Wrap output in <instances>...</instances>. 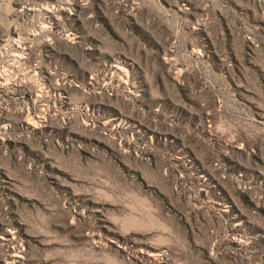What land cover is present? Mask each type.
I'll return each mask as SVG.
<instances>
[{
    "label": "rangeland",
    "instance_id": "rangeland-1",
    "mask_svg": "<svg viewBox=\"0 0 264 264\" xmlns=\"http://www.w3.org/2000/svg\"><path fill=\"white\" fill-rule=\"evenodd\" d=\"M0 264H264V0H0Z\"/></svg>",
    "mask_w": 264,
    "mask_h": 264
},
{
    "label": "bare ground",
    "instance_id": "bare-ground-1",
    "mask_svg": "<svg viewBox=\"0 0 264 264\" xmlns=\"http://www.w3.org/2000/svg\"><path fill=\"white\" fill-rule=\"evenodd\" d=\"M18 256H19V255H18ZM18 258H19V257H18ZM18 258H17V259H18Z\"/></svg>",
    "mask_w": 264,
    "mask_h": 264
}]
</instances>
